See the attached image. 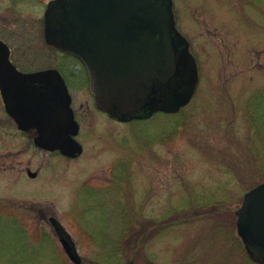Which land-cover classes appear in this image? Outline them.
Segmentation results:
<instances>
[{
    "label": "rangeland",
    "instance_id": "1",
    "mask_svg": "<svg viewBox=\"0 0 264 264\" xmlns=\"http://www.w3.org/2000/svg\"><path fill=\"white\" fill-rule=\"evenodd\" d=\"M40 1L0 0V37L20 69H59L84 152L18 134L0 93V264H263L236 211L264 181V0H173L198 85L178 112L125 121L96 106L82 62L45 41Z\"/></svg>",
    "mask_w": 264,
    "mask_h": 264
},
{
    "label": "water",
    "instance_id": "2",
    "mask_svg": "<svg viewBox=\"0 0 264 264\" xmlns=\"http://www.w3.org/2000/svg\"><path fill=\"white\" fill-rule=\"evenodd\" d=\"M44 32L48 43L85 64L98 107L120 120L178 112L196 90V59L176 26L172 0H54ZM10 53L0 39V89L8 113L20 129L36 130L37 146L80 155V124L61 72L22 71ZM236 214L250 256L264 264V181L245 193ZM51 219L70 258L81 263L70 235Z\"/></svg>",
    "mask_w": 264,
    "mask_h": 264
},
{
    "label": "flooded vegetation",
    "instance_id": "3",
    "mask_svg": "<svg viewBox=\"0 0 264 264\" xmlns=\"http://www.w3.org/2000/svg\"><path fill=\"white\" fill-rule=\"evenodd\" d=\"M12 1V3H18V2H25L26 0H11ZM27 1H29V2H31V3H35V4H39V2H41L40 0H27ZM35 1V2H34ZM54 0H47L45 3H44V5L41 7L40 6V10L41 11H43V19H42V21H43V25H44V16H45V12H46V10H47V8H48V6H49V4L51 3V2H53ZM1 16V15H0ZM5 18H7V16L5 15L4 16V19ZM44 30V29H43ZM2 40H4L6 43H8L4 38H2V37H0ZM8 45H9V47H10V49H11V58H12V48H11V46H10V44L8 43ZM51 46V45H50ZM12 60L14 61V59L12 58ZM15 62V61H14ZM16 64H17V62H15ZM89 82H90V78H89ZM91 84V83H90ZM1 93V92H0ZM3 99V98H2ZM3 103H4V100H3ZM4 111H5V113L7 114V116H9V117H11L10 115H9V113H8V111H7V108H6V106H5V103H4ZM104 113H106V112H104ZM108 114V113H107ZM75 115H76V118L78 119V117H77V113L75 112ZM14 120V119H13ZM15 121V120H14ZM16 127H17V129H16V132L18 133V134H20L21 133V129L18 127V125H17V123H16ZM8 131V130H7ZM30 134L31 135H33V138H34V136H35V131H33V130H30ZM9 135V133L7 134V136ZM9 137V136H8ZM8 139V138H7ZM47 151V150H46ZM58 152V151H57ZM28 171H29V169H28ZM38 173V172H37Z\"/></svg>",
    "mask_w": 264,
    "mask_h": 264
}]
</instances>
